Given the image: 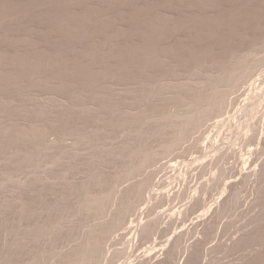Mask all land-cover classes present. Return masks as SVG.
<instances>
[{"label": "rangeland", "instance_id": "1", "mask_svg": "<svg viewBox=\"0 0 264 264\" xmlns=\"http://www.w3.org/2000/svg\"><path fill=\"white\" fill-rule=\"evenodd\" d=\"M0 264H264V0H0Z\"/></svg>", "mask_w": 264, "mask_h": 264}]
</instances>
